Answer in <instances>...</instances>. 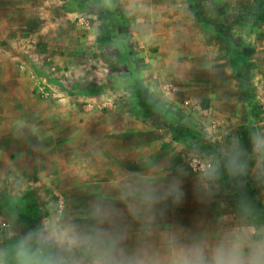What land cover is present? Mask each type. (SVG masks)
I'll return each mask as SVG.
<instances>
[{"label":"rangeland","instance_id":"1","mask_svg":"<svg viewBox=\"0 0 264 264\" xmlns=\"http://www.w3.org/2000/svg\"><path fill=\"white\" fill-rule=\"evenodd\" d=\"M90 2L95 4L94 0ZM153 2V8L158 11L160 18L152 19L150 25L152 27L156 24L164 29L173 27L167 40L158 44L145 43L140 46V51H137V43L133 40L134 30H131L133 23L137 24L135 18L133 14L118 9L123 29L122 32L117 29L116 33H124L127 39L113 41L108 36L110 31L100 29L92 40L78 44L75 52L79 59L73 54L75 59L72 63H78L82 69L76 76L70 77V65L63 67L56 63L53 64L55 68L49 67V73L44 72L43 62L38 59L45 49L39 42L29 38L32 29L25 28L28 40L24 46L25 58L18 63L20 70L25 72L24 101L65 102L76 99L81 110L86 112L84 107H89L92 110L86 113L94 114L86 126L82 122L84 118L74 111V172L71 176L62 175L60 179L59 174L55 173V177L50 176L51 182L46 187L34 190L32 194L35 195L29 198L35 201V204H30L32 210L24 200H19L22 198L18 195L16 187H12L10 196L0 195V209H3L0 211V248L10 251L13 242L32 224L31 221L37 218L38 222L41 216L56 204L66 210L69 219L74 218L81 224H86L87 211H83L86 202L89 201L91 206L96 200L113 203L125 211L129 249L145 247L160 254L167 251L165 236L169 232H175L183 242L196 238L214 243L226 226L248 222L264 224V219L260 216L245 213L237 187L227 176L221 181L220 191L211 200H206L196 193V173L190 172L183 184L186 193L183 202L174 205L169 201L161 205L162 214H157L154 223L144 224L143 229L137 221L127 215L125 205L119 202L122 188H82L76 184L81 180V176L88 177L89 186L95 183L93 179L96 178V163L103 151L98 148L95 134L102 126L107 129V126L114 124L115 118L112 107L106 105L99 108V102L102 106L105 97L116 99L120 94L125 97V101L133 99L135 93L140 94L143 101L149 97L155 112L145 109L151 113L148 115L156 119L164 116L158 126L163 132L172 135L170 144L173 141L178 144L175 145L176 150L174 149L178 160L164 169L169 174H174L177 166H187L186 161L194 148L193 142L197 149L207 151L213 160L221 159L222 153L226 146L231 145L234 136L239 137L241 141L245 136L255 137L264 143V0H170L167 4L166 0ZM118 3V7L122 6L124 0H118ZM166 5L179 7L173 12H166ZM135 7L138 8V4ZM135 7L131 10L136 9ZM100 15L105 18L102 10ZM3 29L6 28L2 27L0 19V55L8 52L9 46L3 42L7 35V30ZM149 29L155 33L159 32L155 27ZM57 45L58 50L63 46ZM118 49L122 50L123 54L116 51ZM163 59L165 61H162ZM1 68L0 61V102L16 100L13 93L15 83H11V78L3 75ZM138 72L151 76L148 81L155 84L150 85L147 82L150 87L157 85L161 89L165 82L177 84L182 96L193 101V109L185 106L175 107L176 105L170 104L169 101H163V98L156 101L157 103L152 101L150 96L137 87L140 79ZM157 86L155 90L159 91ZM1 106L4 105H0V111H4ZM128 109L124 114L134 117L137 107L130 106ZM96 110L100 111L101 117L96 115ZM33 111L35 109L26 110V113ZM25 117V124L32 125L39 121L28 117V114ZM214 119L219 122L216 128L212 127ZM1 121L5 122L6 118L0 116ZM86 131L89 135L93 133V139L87 144L79 140ZM25 137L28 135L25 134ZM29 139L31 140L32 136ZM104 139L106 143L103 153L107 163L104 179L113 182V163L118 160V147H115L111 133H105ZM61 147L63 148L62 145ZM11 156L13 160L17 157L15 153ZM257 159V154L252 151L248 157V179L253 185L257 201L264 208V181L258 182L252 175L257 171L254 168ZM84 164L88 168L87 174L80 173V167H84ZM125 169L124 174L117 175V180L128 176V169ZM6 200H13L8 208ZM32 213L36 216H33V219L28 216ZM8 222L11 226L2 228V224ZM5 260L10 264L8 255Z\"/></svg>","mask_w":264,"mask_h":264},{"label":"crops","instance_id":"2","mask_svg":"<svg viewBox=\"0 0 264 264\" xmlns=\"http://www.w3.org/2000/svg\"><path fill=\"white\" fill-rule=\"evenodd\" d=\"M90 1L93 0H0V19L2 20V27L6 28L3 30H7L3 42L9 46H16L15 48L8 46V52L0 55L3 75L11 78V83H15L13 93L16 97V100H8L5 103L0 102V105H4V107L1 106L4 111H0V116L6 118L5 122H0V155L3 156V159L0 160V195L10 196L13 190L12 187H16L18 188V195L20 194L22 198L19 200H24L31 210L32 206L30 204H35V201L29 198L35 195L32 194L34 190L46 187L51 182L50 176L55 177V173L59 174L60 179L62 175L63 177L68 174L71 176L74 172L72 166L74 111L78 112L81 118H84L82 122L86 126L88 121L92 120V114L94 113L87 114L92 110L89 107H84L87 113L81 110L79 104L76 103V99L65 102L24 101L25 72L20 70L18 63L24 61L25 58L24 46L28 42L25 28L32 29V35L29 38L39 42L45 49L38 59L43 62L44 72L49 73V67L55 68V65H53L55 63L63 67L70 65V77L76 76L82 69V66H78V63H72L75 56L79 59L75 47L78 44H84L88 40H92L96 35V31L100 29L110 31L109 35L106 34L113 41L127 39L124 33H116L117 29L121 32L123 29V22L118 17V9L133 14L135 18L137 24L133 23L131 30H134L135 37L133 40L137 43L135 45L137 51H140V46L145 43L158 44L167 40L170 31L173 29L171 26L164 29L163 26H157L156 24L151 27L152 19L160 18L157 14L158 11L156 12L153 8V0H124V4L119 7L118 0H100V3H98V0H94L95 4H91ZM167 2H170V0H166V4ZM136 4H138V8L135 7ZM134 7L136 9L131 10ZM178 7L176 5H166L164 11L173 12V10H178ZM100 9L104 12L103 16L105 18H101ZM29 13L33 15L26 16ZM88 13L94 15L90 16ZM154 27L159 32L150 31L149 28ZM57 44L63 45L62 48L58 50L56 48ZM116 51L123 54L122 50L118 49ZM120 52H118L119 56H121ZM126 56L125 53L124 57ZM162 61H165V59ZM75 67L79 68L76 69ZM138 75H140V79L137 87L144 94L150 96L152 101L158 102L163 98V101L165 99L170 104L176 105L175 107L185 106L193 109V101L182 96L177 84L165 82L161 85V89L157 85L150 87L147 82L150 85L151 83L155 84V82L148 81L151 76L139 72ZM116 76L118 77L119 74ZM167 85H173L176 88V93L168 95L164 90ZM156 86L159 91L155 90ZM72 88L75 89V87ZM139 95L135 93L133 99H126V101L123 100L125 97L120 94L117 98L115 97L116 99L105 97L102 100V106L99 102V108L106 105L113 108L114 124L107 126V129L106 126H102L95 134L98 148L103 150L101 156H98L99 152L96 153L98 159L96 178L93 179L95 183L89 186L88 177L81 176V180L76 182L77 185L82 188L97 187L103 189L109 186L119 189L123 187V179L120 177L117 180L116 177L124 174L125 168L128 169V176L141 174L146 177V181H151L154 174L159 175L157 165H160L164 170L178 160L176 154H174L177 147L175 145L178 144L175 141L170 144L172 135L163 132L162 128L158 126L164 116L160 119L149 116L148 114L151 113H148L145 109L155 112V108H152L151 105L153 102H149V97L143 101L142 96ZM162 105L166 106L165 104ZM130 106L137 107L134 117L124 114ZM31 109H35V111L26 113V110ZM95 113L101 117L99 110H96ZM26 114H28V117L38 119V123L25 124ZM217 125H219V122H217ZM105 133H111L112 140L115 142L114 145L118 147L116 149L118 160L113 163V182L104 179L107 165L103 153L106 143ZM25 134L28 135L27 138ZM92 134L89 135L86 131L80 136L79 140L87 144L89 140L93 139ZM31 136L32 139L30 140ZM14 153L17 157L13 160L11 154ZM87 169L84 164V167H80V173L87 174ZM191 173L193 174V172ZM110 183L113 185L111 186ZM9 187L10 189H8ZM0 197L2 198V196ZM12 202L13 200H6L7 208L9 203ZM89 203V201L86 202L83 210L85 213L90 208ZM2 210L0 209V211ZM28 216L32 219L36 217L33 213ZM36 219L35 221L33 219L31 223H36L38 220ZM7 225L10 227L11 223L8 222Z\"/></svg>","mask_w":264,"mask_h":264},{"label":"clouds","instance_id":"3","mask_svg":"<svg viewBox=\"0 0 264 264\" xmlns=\"http://www.w3.org/2000/svg\"><path fill=\"white\" fill-rule=\"evenodd\" d=\"M251 148L257 154L253 178L264 181V143L255 137ZM249 150L239 137L234 136L226 146L221 159L197 160L189 157L187 166H177L174 174L157 165L159 175L146 182L142 175L123 177L119 202L125 205L127 215L144 224L156 221L160 208L167 202L179 205L186 193L185 178L196 173L194 189L206 200H211L221 189L225 176L238 189L247 187L249 177ZM131 201H135L133 204ZM241 202L247 215L255 205L246 194ZM88 223L69 219L66 210L58 204L49 208L37 223L28 226L13 242L11 250L0 248V264H264V224L238 223L222 229L214 242L193 238L189 242L178 239L175 232L165 236L167 251L160 254L145 247L129 249L125 211L115 204L96 200L86 214Z\"/></svg>","mask_w":264,"mask_h":264},{"label":"trees","instance_id":"4","mask_svg":"<svg viewBox=\"0 0 264 264\" xmlns=\"http://www.w3.org/2000/svg\"><path fill=\"white\" fill-rule=\"evenodd\" d=\"M251 137L250 136H245L243 139H242V143L244 145L245 148H247L249 150V155L252 151V148H251ZM234 183V182H233ZM238 193L240 195V198L242 196V194H246L247 197L253 201L254 205H255V211L253 214H256L258 216H260V218L264 219V208L260 205V203L257 201V198L255 196V191H254V188H253V185L252 183L249 181V179H247V187L243 190L241 189H238Z\"/></svg>","mask_w":264,"mask_h":264},{"label":"built area","instance_id":"5","mask_svg":"<svg viewBox=\"0 0 264 264\" xmlns=\"http://www.w3.org/2000/svg\"><path fill=\"white\" fill-rule=\"evenodd\" d=\"M164 90L166 91V93L168 95L176 93V88L173 87V85L172 86L171 85L165 86ZM212 127H214V128L217 127V120H212ZM192 144H193L194 148H193V150H191V152L189 154V157L194 158L193 159V164L194 165L196 164L197 160H200V161L208 160L209 162L213 161L212 157L210 156V154L207 151L201 150V149H197L196 148L197 146H196V144H194V142ZM4 227L5 228L7 227V223H3L2 224V228H4Z\"/></svg>","mask_w":264,"mask_h":264}]
</instances>
